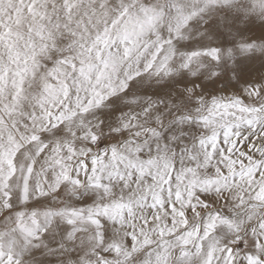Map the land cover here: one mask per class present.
<instances>
[{
    "label": "snow or ice",
    "instance_id": "6c2138e0",
    "mask_svg": "<svg viewBox=\"0 0 264 264\" xmlns=\"http://www.w3.org/2000/svg\"><path fill=\"white\" fill-rule=\"evenodd\" d=\"M256 60L264 0H0V264H264Z\"/></svg>",
    "mask_w": 264,
    "mask_h": 264
},
{
    "label": "bare ground",
    "instance_id": "6f19581e",
    "mask_svg": "<svg viewBox=\"0 0 264 264\" xmlns=\"http://www.w3.org/2000/svg\"><path fill=\"white\" fill-rule=\"evenodd\" d=\"M256 28H254L252 31L253 33L256 34ZM258 66H260L258 63H246L244 66V70H245V74L248 73L251 75V72H253L252 70H254L255 68H257ZM166 90V89H165ZM153 90H150V92ZM163 91V90H162Z\"/></svg>",
    "mask_w": 264,
    "mask_h": 264
},
{
    "label": "rangeland",
    "instance_id": "374dc122",
    "mask_svg": "<svg viewBox=\"0 0 264 264\" xmlns=\"http://www.w3.org/2000/svg\"><path fill=\"white\" fill-rule=\"evenodd\" d=\"M256 35H259V29L256 30ZM252 63H258L260 65V61L256 60ZM253 72H251V75L246 73V78H250V76H255L257 75L260 71H264V69L261 68V66H258L257 68H255L254 70H252ZM216 87H220V84L218 83Z\"/></svg>",
    "mask_w": 264,
    "mask_h": 264
}]
</instances>
